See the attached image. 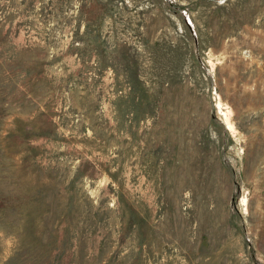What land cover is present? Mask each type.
<instances>
[{"label": "rangeland", "instance_id": "rangeland-1", "mask_svg": "<svg viewBox=\"0 0 264 264\" xmlns=\"http://www.w3.org/2000/svg\"><path fill=\"white\" fill-rule=\"evenodd\" d=\"M0 264H264V0H0Z\"/></svg>", "mask_w": 264, "mask_h": 264}]
</instances>
